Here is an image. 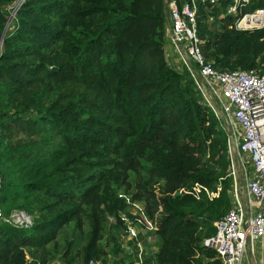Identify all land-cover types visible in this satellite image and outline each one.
I'll return each instance as SVG.
<instances>
[{
    "label": "trees",
    "instance_id": "1",
    "mask_svg": "<svg viewBox=\"0 0 264 264\" xmlns=\"http://www.w3.org/2000/svg\"><path fill=\"white\" fill-rule=\"evenodd\" d=\"M10 1L0 0V36ZM146 1L25 0L17 10L0 48V204L39 214L28 227L0 223V264H23L24 246L43 247L73 217L79 226L88 220L81 264L104 254L97 239L105 232L121 251L118 222L106 213L119 221L126 203L113 184L139 161L145 208L153 217L158 207L162 241L144 263L200 264L215 255L201 241L230 205L225 135L190 76L165 59L162 1ZM249 6L264 8V0ZM230 19L221 30L199 22L205 56L219 69L264 72V27L237 30ZM193 149H209L211 158L219 152L220 170L187 155ZM219 177L212 198L177 193L194 182L215 190ZM74 198L61 208V199Z\"/></svg>",
    "mask_w": 264,
    "mask_h": 264
},
{
    "label": "built area",
    "instance_id": "2",
    "mask_svg": "<svg viewBox=\"0 0 264 264\" xmlns=\"http://www.w3.org/2000/svg\"><path fill=\"white\" fill-rule=\"evenodd\" d=\"M24 1L7 2L4 5L7 15L15 17ZM250 2L251 0H164L167 15L165 59L170 66L179 72L185 71L190 76L195 89L205 99L203 103L216 119H223L219 120V126L226 134L230 157L229 174L232 175V186L228 190L230 205L221 217L213 221L215 232L205 236L201 242L204 247L215 250L211 260L216 259V264H242L249 254L259 255L260 264H264V72L259 67L216 68L213 60L204 54V39L199 33V22L217 16L219 19L230 17L228 26L237 30L264 27V8L251 9ZM14 17L12 28L16 24ZM166 50L169 51L168 54ZM235 155L245 172L242 189L238 187L236 180ZM247 167H250L248 172ZM1 183L0 172V190ZM220 189V185L215 190H209L200 182H194L191 186L178 188L177 193H190L199 198L205 192L208 198H212L218 195ZM118 195L124 196L126 207L119 210V221L110 216L111 222H118L116 237L121 242L119 235L125 236L136 246L132 260L122 264H145L142 234L133 224L143 215L145 221L142 227L148 230L147 233H151L156 231L155 221L148 214L145 205L138 200L123 193ZM129 208L134 210L131 212ZM4 221L24 227L31 224L23 210L10 216L0 204V223ZM125 251L132 254L127 248ZM88 264H96V260L91 259Z\"/></svg>",
    "mask_w": 264,
    "mask_h": 264
},
{
    "label": "rangeland",
    "instance_id": "3",
    "mask_svg": "<svg viewBox=\"0 0 264 264\" xmlns=\"http://www.w3.org/2000/svg\"><path fill=\"white\" fill-rule=\"evenodd\" d=\"M161 1L163 3L164 10H166L164 0H161ZM156 4H159V0H148L146 1L145 6L154 7L156 6ZM16 16L14 17V16H9V14L7 15V20L1 32V36H0V38H2V40H0L1 41L0 48L2 46L3 37L5 35V32L11 29L13 26V17H14L15 22L17 21ZM226 23H227L226 20L219 19L217 16H214L213 19H208L206 21V24L209 30H221L222 27ZM11 33H13V31ZM168 53L169 51L166 50V54ZM258 60L260 61L259 57L257 58V61ZM259 61L257 63H259L261 66L262 63ZM199 95H200L199 100H201V102L203 103L205 99L201 96L200 92H199ZM208 97L210 98V96ZM216 120H217L216 126L217 128H219L220 130L224 132L225 140H226L225 131L219 126V120L223 121V119L219 118V120L218 119ZM225 144H226L225 154L227 158L226 175H227V178L231 180L232 175L229 174L230 157L227 151V143ZM187 153H188L187 155H192L193 158L199 159L197 160L198 162L206 163L208 166H214L215 171H219L221 168L219 160H218L220 158L219 152L216 154L215 158H211V156L209 155V149H203V150L193 149V150L187 151ZM238 161H239V158L237 157V155H235L234 162L236 166V170H235L236 180H237L238 187L242 189L244 180H245L244 179L245 172H243L244 170L242 169L241 165H239ZM249 169L250 167L249 168L247 167L246 172L250 171ZM123 178H124V181L122 184L120 185L113 184L116 192L118 194L123 193L124 195H130L132 199L134 198L135 200H138L142 205H145L149 199L146 198V191H145L146 188H144L145 175L143 173L142 161L137 162L134 166H130L126 168ZM218 179L215 182V184L216 186L220 185L222 187L221 182H220V177ZM208 189L213 190L210 187H208ZM55 198L56 197H54V199ZM77 200L78 198H74V201L61 199L59 203H61V208L63 207L65 208L69 206L70 204H72L73 202H77ZM37 204L38 203H36V205ZM88 204H91V201L88 200ZM33 205H35L34 202H33ZM84 205H85V202L81 203L80 207L85 210ZM100 207H103V205L101 204ZM5 208L6 207H4V210ZM8 208H7V211L5 210V213L10 216L11 214L19 210H23L26 214V219L30 220L31 224H32V221H34V219L38 218L39 213L37 209H34L32 212H29L26 208L18 206L17 204L10 205V207ZM129 210L132 212L134 208L133 210L129 208ZM158 211L159 209L157 206H154L153 208H151V212L153 214L152 219L154 221L158 219V216H157ZM106 217L109 221L108 223H111L110 215L106 213ZM136 221L137 223H134L133 226L139 231V233L142 234L143 240L141 241V246L144 248L143 250L144 259L146 260L149 257H155L157 250L159 249L161 242H162L161 234H159V232L157 231L147 233L148 230L142 227V223L145 221V218L143 215L140 216L138 220ZM108 223H107V226L109 229ZM87 229H88V220L86 217L83 218L81 226H79L76 217H73L67 222H62L61 225L56 227L55 236L51 240H49L43 247L42 246L40 247L39 246L38 247L24 246L25 249L26 248L28 249V251L27 250L25 251L26 255H29L31 257L34 256V259L32 257L30 261H26V263H23V264H37V262L39 264H81V256L79 254L80 253L79 251L84 244L85 232ZM115 235H117V233H115ZM119 237H120L122 244L119 241V239H117V242L119 245L118 249H120L121 251H116L114 249V245L111 239L108 237V232L103 233V235H101L97 239V243L104 250V254H102L101 256L95 259L96 264H122L123 262L129 263L127 260H130V261L132 260L131 259L132 255L135 254V251H136L135 244L130 243L131 240H129L125 236L119 235ZM30 248H32L33 252L32 251L30 252L31 250ZM126 248L129 251H132V254H127V252L125 251ZM42 258H44V262L42 261ZM209 260H211V258L203 257L200 264H207ZM242 264H260L259 255L249 254L247 257V260L245 261L244 259L242 261Z\"/></svg>",
    "mask_w": 264,
    "mask_h": 264
},
{
    "label": "crops",
    "instance_id": "4",
    "mask_svg": "<svg viewBox=\"0 0 264 264\" xmlns=\"http://www.w3.org/2000/svg\"><path fill=\"white\" fill-rule=\"evenodd\" d=\"M28 251V249L26 248H24V251ZM31 252V251H30ZM26 257H27V259H26ZM33 257V259H34V256H32ZM32 257L31 256H29V255H26V252H25V261H24V263H26V261H30L31 259H32ZM37 264H39L38 262H37Z\"/></svg>",
    "mask_w": 264,
    "mask_h": 264
},
{
    "label": "water",
    "instance_id": "5",
    "mask_svg": "<svg viewBox=\"0 0 264 264\" xmlns=\"http://www.w3.org/2000/svg\"><path fill=\"white\" fill-rule=\"evenodd\" d=\"M0 40H2V38H0ZM0 43H1V41H0Z\"/></svg>",
    "mask_w": 264,
    "mask_h": 264
}]
</instances>
